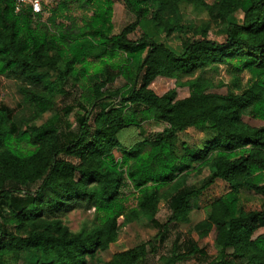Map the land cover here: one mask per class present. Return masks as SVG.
Instances as JSON below:
<instances>
[{"label": "trees", "instance_id": "obj_1", "mask_svg": "<svg viewBox=\"0 0 264 264\" xmlns=\"http://www.w3.org/2000/svg\"><path fill=\"white\" fill-rule=\"evenodd\" d=\"M77 1L83 5L93 0ZM100 1L103 6L81 29L90 36L67 32L57 24L56 32L45 37L33 26L41 15L16 13L12 0H0V74L18 82L28 110L20 117L0 103V264H6L8 256L26 264H88L116 240L121 225L140 217L163 240L167 224L187 222L198 197L216 179L227 189L194 225L199 237L213 231L216 254L208 256L188 237L181 256L172 257V262L191 255L202 264H264V232L256 234L264 227V0H123L134 20L113 36H108L112 2ZM184 4L222 23L224 41L207 37L209 22L194 29L199 38L185 40L180 48L159 41L157 32L169 35L193 27L183 23ZM147 24L154 30L143 31L135 40L129 37ZM92 51L122 52L125 63L92 74V93L87 105L78 104L73 125L28 126L53 108L54 92L63 90L69 78L86 73ZM230 61L237 91L209 92L198 77L187 81L189 93L182 98L175 88L161 95L150 88L158 76L177 81ZM243 71L250 78L239 87L238 74ZM117 79L124 84L103 97L101 88ZM244 115L262 124L250 125ZM148 119L166 126L123 141V131ZM23 124L28 128L22 129ZM190 127L211 136L199 150L186 148L178 156L177 132ZM192 163L209 170L199 186L183 183ZM126 179L137 193L132 207L121 193ZM167 184L174 188L168 196L160 190ZM242 189L262 196L259 209L242 208ZM162 198L169 210L164 222L156 218ZM82 203L101 214V223L72 233L54 215ZM149 244L117 251L106 264H137Z\"/></svg>", "mask_w": 264, "mask_h": 264}, {"label": "rangeland", "instance_id": "obj_2", "mask_svg": "<svg viewBox=\"0 0 264 264\" xmlns=\"http://www.w3.org/2000/svg\"><path fill=\"white\" fill-rule=\"evenodd\" d=\"M212 3L214 0H205ZM112 12L110 13L111 28L108 31V36L117 34L122 27L134 20V15L126 8L123 0H111ZM44 10L38 20L33 22V26L45 37H49L56 32V25L60 24L62 29L78 34L82 37L90 36L91 32H82L84 25H88L92 19L94 12L103 6L100 0H93L89 3L80 4L77 0H44ZM183 23L188 28L185 32H173L166 35L164 32H157L158 40L165 43L171 48H180L182 43L189 39L200 37V26L209 22L207 29V37L216 42H222L225 39L223 33V25L220 22L210 20L208 14L204 11L192 8L190 5H182L180 7ZM237 19L241 18V13L236 12ZM91 28L90 30H92ZM151 24L144 27H137L129 34L133 40L139 38L143 31H153ZM125 55L122 52L115 54H92L88 56V68L85 74L69 78L63 86V90L55 91L53 94L54 106L50 110L44 112L38 119L28 122V126H41L43 124H51L56 126H64L66 123L74 124L75 113L78 110V104L87 105L86 98L92 93V74H100L104 67L112 68L113 63H125ZM232 61L217 65L215 68H206L202 72L197 71L193 76L184 77L176 81L158 76L150 84V88L157 94L161 95L170 88H175L177 97L182 98L188 95L189 86L187 81L198 77L203 82V86L209 92L224 94L228 90L237 91L238 89L233 84V74L231 69ZM79 68V64H76ZM239 87L247 83L250 75L247 71L238 74ZM122 79H117L114 83H107L102 88L103 97H107L113 89L123 85ZM18 82L14 79L7 78L0 74V103L6 105L13 110L14 114L20 117L27 116L28 110L23 102L20 93L17 90ZM104 102L108 104L113 102V99L104 98ZM243 121L253 126H259L262 122L254 120L246 115L242 117ZM23 124L22 129H27L28 126ZM166 124L154 119L142 121L139 126H130L122 133V139L126 143L132 142L140 137L152 134L162 130ZM210 132L190 127L184 131L177 132V137L174 143V148L178 156H181L185 149L197 151L203 147L204 143L210 138ZM20 146L26 148L23 142ZM118 156V152L115 151ZM183 170L181 173L185 172ZM180 173V174H181ZM209 176V170L205 166L197 167L196 163H192V167L187 169V174L184 177V185L199 186ZM227 189L224 181L216 179L197 199V206L192 207L189 213L187 222L169 223L165 227L163 240L156 237L157 229L152 227L145 218L140 217L127 225H121L118 230L116 240L110 244L105 251L99 252L96 258L89 259L88 264H106L113 253L130 248L136 244L151 241L147 245V254L139 260L137 264H202L194 256L178 257L172 262V257L181 256L184 251L183 240L190 237L196 245L202 248L208 256L216 254L214 247L213 231L207 235L199 237L194 230V225L206 217L209 204L222 195ZM164 195L168 196L173 192V185H164L160 189ZM122 195L127 200V206H135L137 193L133 189L130 181L126 179L121 189ZM262 196L247 189H242L240 192V205L245 210L259 209L262 203ZM169 214L166 206L165 198H162L157 205L156 218L160 222H164ZM61 219L70 232L75 233L81 230H89L101 223L100 216L93 208H87L85 205L79 204L74 207H65L56 212L54 215ZM122 218H119L121 222ZM21 231V230H20ZM264 227L260 228L256 234L263 233ZM6 264H26L24 259L13 260L11 257H6Z\"/></svg>", "mask_w": 264, "mask_h": 264}, {"label": "built area", "instance_id": "obj_3", "mask_svg": "<svg viewBox=\"0 0 264 264\" xmlns=\"http://www.w3.org/2000/svg\"><path fill=\"white\" fill-rule=\"evenodd\" d=\"M14 12L18 13L22 10H29L33 16L41 15L44 6V0H12Z\"/></svg>", "mask_w": 264, "mask_h": 264}]
</instances>
